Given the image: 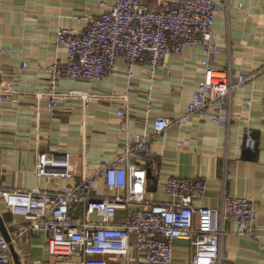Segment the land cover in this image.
Segmentation results:
<instances>
[{
  "label": "crops",
  "instance_id": "crops-1",
  "mask_svg": "<svg viewBox=\"0 0 264 264\" xmlns=\"http://www.w3.org/2000/svg\"><path fill=\"white\" fill-rule=\"evenodd\" d=\"M165 1L176 0L148 3L158 9ZM217 1L227 4L214 26L222 49L217 68L230 69L236 85L230 124L195 114L185 129L157 132L154 121L186 113L199 88L204 70L200 48L186 46L180 54L169 55L154 79L149 66L139 64L129 80L125 60L118 61L115 73L108 78L93 82L62 78L60 93L88 91L95 99L89 105L63 100L52 113L47 99L35 97L50 85L48 73L37 67L65 61V49L55 46L60 28L85 27L87 18L100 16L114 0H0V96L4 83L15 81L21 99L18 103L0 99V211L6 226L14 218L7 212L3 191L73 186L113 160L129 134H141L150 138L154 156L147 162L136 159L148 171L149 199L173 201L163 193L170 176L206 179L207 193L199 201L205 206L219 207L224 195L251 197L258 208L259 237L242 235L234 222L227 221L221 242L222 264H264V0ZM240 75L248 79L237 86ZM122 109L125 116L118 115ZM247 128L257 141L255 150L245 146ZM39 153L68 155L75 178L38 176ZM92 194L112 198L115 192L100 179ZM122 215L119 212L117 222ZM45 238L41 233L19 242L15 250L21 264H54ZM191 250L189 241L177 240L173 264H191ZM109 264L119 263L112 257Z\"/></svg>",
  "mask_w": 264,
  "mask_h": 264
},
{
  "label": "built area",
  "instance_id": "built-area-1",
  "mask_svg": "<svg viewBox=\"0 0 264 264\" xmlns=\"http://www.w3.org/2000/svg\"><path fill=\"white\" fill-rule=\"evenodd\" d=\"M226 8L227 4L217 0L165 1L158 9L148 0H114L100 16L87 18L85 27L58 30L55 46L65 49L66 59L37 67L48 73L50 85L35 97L38 101L47 99L52 113L63 100L76 99L89 105L95 95L75 89L60 93L61 79L93 82L108 78L120 60L128 63L129 80L139 64L148 65L154 79L169 55L190 46L202 50L203 79L186 113L160 116L153 123L154 129H185L195 114L210 115L213 122L229 126L236 85L230 69L217 68L222 49L214 30L216 17ZM23 67L29 66L24 63ZM247 79L238 76L237 86ZM0 99L10 103L21 100L15 81L4 83ZM118 115L125 116V111ZM244 143L251 150L257 147L250 128L244 132ZM136 159L154 160L146 135L129 134L113 160L73 186L3 191L7 212L14 218L7 225L11 243L16 248L21 240L44 233L54 264H109L112 257L119 264H173L176 241L187 240L192 249L191 264H222L221 242L227 221L234 222L240 234L259 237L258 208L251 197L224 195L219 207L205 206L199 201L207 193L206 179L170 176L163 193L173 201L154 202L148 197V171ZM36 170L38 176L75 178L66 154L39 153ZM100 179L115 192L114 197L92 194ZM119 212L123 215L117 222ZM0 264H15L10 242L2 234Z\"/></svg>",
  "mask_w": 264,
  "mask_h": 264
},
{
  "label": "water",
  "instance_id": "water-1",
  "mask_svg": "<svg viewBox=\"0 0 264 264\" xmlns=\"http://www.w3.org/2000/svg\"><path fill=\"white\" fill-rule=\"evenodd\" d=\"M0 232L10 242L11 251H12V254L14 256L15 264H21L20 259H19V256H18V253L15 250L14 245L11 243V237L9 235V232H8V229H7V226H6V223L4 221V218H3L1 212H0Z\"/></svg>",
  "mask_w": 264,
  "mask_h": 264
},
{
  "label": "rangeland",
  "instance_id": "rangeland-1",
  "mask_svg": "<svg viewBox=\"0 0 264 264\" xmlns=\"http://www.w3.org/2000/svg\"><path fill=\"white\" fill-rule=\"evenodd\" d=\"M24 251V250H23ZM24 254H25V259H27V257H28V255L24 252Z\"/></svg>",
  "mask_w": 264,
  "mask_h": 264
},
{
  "label": "bare ground",
  "instance_id": "bare-ground-1",
  "mask_svg": "<svg viewBox=\"0 0 264 264\" xmlns=\"http://www.w3.org/2000/svg\"><path fill=\"white\" fill-rule=\"evenodd\" d=\"M1 212V211H0Z\"/></svg>",
  "mask_w": 264,
  "mask_h": 264
}]
</instances>
